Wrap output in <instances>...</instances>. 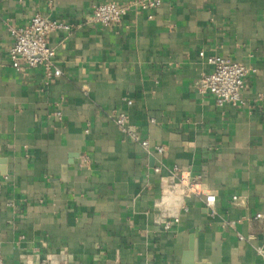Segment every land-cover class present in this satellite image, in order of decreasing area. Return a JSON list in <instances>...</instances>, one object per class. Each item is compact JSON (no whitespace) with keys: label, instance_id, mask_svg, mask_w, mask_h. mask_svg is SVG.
Segmentation results:
<instances>
[{"label":"crops","instance_id":"1","mask_svg":"<svg viewBox=\"0 0 264 264\" xmlns=\"http://www.w3.org/2000/svg\"><path fill=\"white\" fill-rule=\"evenodd\" d=\"M123 1L0 0V264H262L264 0H162L87 24ZM35 14L70 25L48 38L58 78L8 60V27ZM209 56L250 69L241 105L199 91ZM181 176L202 194L160 205Z\"/></svg>","mask_w":264,"mask_h":264},{"label":"built area","instance_id":"2","mask_svg":"<svg viewBox=\"0 0 264 264\" xmlns=\"http://www.w3.org/2000/svg\"><path fill=\"white\" fill-rule=\"evenodd\" d=\"M161 4L162 0H125L121 3H101L92 7L86 21L87 24L92 26L107 28L118 24L124 15L133 10L153 11L159 8ZM69 29L70 25L44 18L39 14L33 15L23 27L10 25L8 33L12 44L8 50L7 57L11 67L17 72L23 69H41L45 78L60 77L61 71L55 65L56 50L49 44L48 38L55 31ZM199 56L203 58L204 54L200 52ZM206 61L212 66V71L202 76L199 83V91L202 94H211L219 108L225 105H230L231 107L241 105L244 100L242 88L246 77L251 72L250 69L229 57L209 56ZM115 124L133 142L139 143L145 150H149L148 141L143 140L128 125L127 117L123 113L115 115ZM162 151V147H157L158 153ZM161 185L160 205H164L169 200L180 203L187 196H200L202 194L201 184L197 176H181L177 181L172 177H166L162 179ZM203 199L209 215L214 216L216 214L215 196L207 194L204 195ZM235 199L233 197V200ZM183 208L187 210V207L183 206ZM256 217H261V215L258 214ZM170 226L171 223L169 221H166L163 225L165 229H169ZM259 254L262 264H264V251H260Z\"/></svg>","mask_w":264,"mask_h":264}]
</instances>
